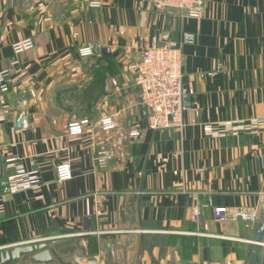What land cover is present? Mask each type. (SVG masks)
I'll return each mask as SVG.
<instances>
[{
    "label": "crops",
    "instance_id": "0c3cea01",
    "mask_svg": "<svg viewBox=\"0 0 264 264\" xmlns=\"http://www.w3.org/2000/svg\"><path fill=\"white\" fill-rule=\"evenodd\" d=\"M90 1L0 0V70L16 41L37 43L4 95L0 161L16 157L42 179L39 189L1 198L0 252L48 249L53 257L11 264H264L259 221L215 216L217 207L247 208L260 220L264 126L223 137L204 129L264 117V0H205L203 18L177 21L153 0ZM185 32L197 36L182 45V64L200 112L188 111L187 126L167 136L150 128L130 65L155 36L182 43ZM84 44L100 54L80 58ZM107 114L117 123L111 132L98 127ZM81 118L92 125L69 136V122ZM102 147L114 154L106 168ZM62 162L73 168L66 182L56 176Z\"/></svg>",
    "mask_w": 264,
    "mask_h": 264
},
{
    "label": "built area",
    "instance_id": "2783aa9c",
    "mask_svg": "<svg viewBox=\"0 0 264 264\" xmlns=\"http://www.w3.org/2000/svg\"><path fill=\"white\" fill-rule=\"evenodd\" d=\"M153 4L157 12L172 13L175 21L185 16L201 19L206 10L205 0H153ZM89 6L101 8L103 2L91 0ZM196 41L197 36L187 32L183 34L182 43L172 41L167 35L163 39L155 36L152 44L144 49L141 58L130 65L134 84L140 92L141 105L147 110L150 128L162 131L167 136L187 126L185 114L188 111H193L196 116H199L200 108L195 99V92L184 83L182 64V45L195 44ZM36 46V40L32 37L20 39L13 44L11 65L5 70H0V115L3 114V107L6 104L4 95L10 90L14 70L21 64L22 56L34 50ZM99 54L100 48L95 44H84L78 48V55L83 59ZM114 83L116 84V81ZM193 122H196V119ZM91 125L89 118L73 120L67 126V133L72 137L82 136ZM116 126V119L111 114L103 116L98 123V127L104 132H111ZM260 126H264V117L243 122L207 123L204 129L210 136L223 137L228 134L254 132ZM138 136H140L139 131L130 133L131 138H138ZM112 159L114 154L106 147H102L97 157L101 167L106 168ZM56 176L59 182L71 180L73 178L71 164L68 162L58 164ZM41 182L38 172L27 169L18 158L9 157L0 161V185L2 184L0 200L4 195L39 189ZM192 198L194 200L191 207L192 217L198 221L201 215L198 194H193ZM215 216L220 222L241 220L246 226L259 221V214L247 208L217 207Z\"/></svg>",
    "mask_w": 264,
    "mask_h": 264
},
{
    "label": "water",
    "instance_id": "95a60500",
    "mask_svg": "<svg viewBox=\"0 0 264 264\" xmlns=\"http://www.w3.org/2000/svg\"><path fill=\"white\" fill-rule=\"evenodd\" d=\"M103 52L107 54L109 52L108 49H104ZM22 121L20 120L18 126ZM257 240L260 242L264 241V207L263 213L259 220V228L257 232ZM11 252H0V262L1 264H11L12 262H17L23 256H30L33 260L39 263H49L53 261V257L48 249L42 250L40 253L33 254L34 251L31 248H19ZM33 254V255H32Z\"/></svg>",
    "mask_w": 264,
    "mask_h": 264
}]
</instances>
